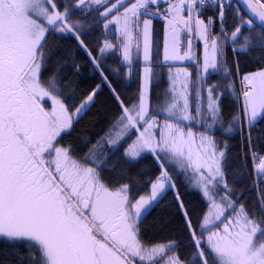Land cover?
<instances>
[{
	"label": "snow or ice",
	"instance_id": "6c2138e0",
	"mask_svg": "<svg viewBox=\"0 0 264 264\" xmlns=\"http://www.w3.org/2000/svg\"><path fill=\"white\" fill-rule=\"evenodd\" d=\"M0 264H264V0H0Z\"/></svg>",
	"mask_w": 264,
	"mask_h": 264
},
{
	"label": "trees",
	"instance_id": "16d2710c",
	"mask_svg": "<svg viewBox=\"0 0 264 264\" xmlns=\"http://www.w3.org/2000/svg\"><path fill=\"white\" fill-rule=\"evenodd\" d=\"M158 27H159V25H158ZM110 63H111V61H110ZM88 75L91 76L92 73L89 72ZM229 142L232 143V141H229ZM150 224H151V221H150V220H149V221H145V225H146V227H147L148 225H150Z\"/></svg>",
	"mask_w": 264,
	"mask_h": 264
}]
</instances>
